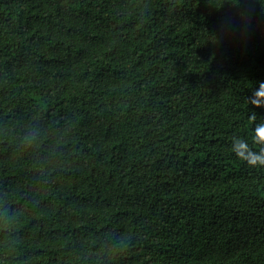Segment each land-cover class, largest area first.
<instances>
[{"label": "trees", "instance_id": "1", "mask_svg": "<svg viewBox=\"0 0 264 264\" xmlns=\"http://www.w3.org/2000/svg\"><path fill=\"white\" fill-rule=\"evenodd\" d=\"M260 80L264 0H0V264H264Z\"/></svg>", "mask_w": 264, "mask_h": 264}, {"label": "clouds", "instance_id": "2", "mask_svg": "<svg viewBox=\"0 0 264 264\" xmlns=\"http://www.w3.org/2000/svg\"><path fill=\"white\" fill-rule=\"evenodd\" d=\"M249 103L256 108H264V80L258 81ZM251 131L252 137L232 135L228 147L244 166L264 170V122L255 124ZM253 144L257 147L254 148Z\"/></svg>", "mask_w": 264, "mask_h": 264}]
</instances>
